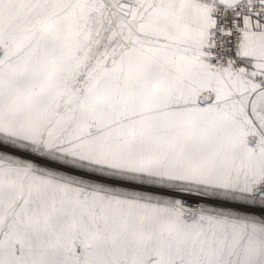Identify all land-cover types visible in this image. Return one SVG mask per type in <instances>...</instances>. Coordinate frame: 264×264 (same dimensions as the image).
I'll return each instance as SVG.
<instances>
[{
    "label": "snow or ice",
    "instance_id": "obj_1",
    "mask_svg": "<svg viewBox=\"0 0 264 264\" xmlns=\"http://www.w3.org/2000/svg\"><path fill=\"white\" fill-rule=\"evenodd\" d=\"M0 264H264V0H0Z\"/></svg>",
    "mask_w": 264,
    "mask_h": 264
}]
</instances>
